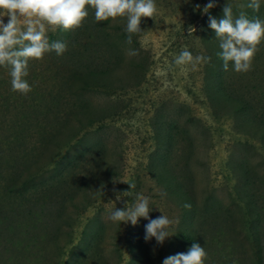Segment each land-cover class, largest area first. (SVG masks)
I'll return each instance as SVG.
<instances>
[{
	"label": "rangeland",
	"instance_id": "374dc122",
	"mask_svg": "<svg viewBox=\"0 0 264 264\" xmlns=\"http://www.w3.org/2000/svg\"><path fill=\"white\" fill-rule=\"evenodd\" d=\"M208 2L155 0L157 11L142 18L131 44L126 17L97 22L91 7L72 29L82 32L77 46L67 30L47 26L49 42H64L67 50L29 59L25 79L32 91L26 95L12 91L10 67L0 66V264H162L191 247L182 233L205 249L204 264H264V138L239 127L241 117L209 97L219 83L264 125V40L250 71L236 72L232 62L224 70L219 40L208 27L209 15L221 19L226 3L234 19L243 11L264 20V0L258 11L246 7L250 0H216L204 13ZM101 22L97 33L93 26ZM185 48L210 62L175 65ZM53 56L105 73L99 86L79 92L95 114L83 120L96 123L14 197L8 193L14 176L40 156L33 152L39 130L51 131L76 100ZM130 190L116 199L115 192ZM137 195L149 198L150 219L163 214L172 221L162 245L144 240V218L135 226L109 219Z\"/></svg>",
	"mask_w": 264,
	"mask_h": 264
},
{
	"label": "clouds",
	"instance_id": "9594fccd",
	"mask_svg": "<svg viewBox=\"0 0 264 264\" xmlns=\"http://www.w3.org/2000/svg\"><path fill=\"white\" fill-rule=\"evenodd\" d=\"M87 7L94 9L97 22L126 17L128 44L132 42V34L141 32L142 18H151L157 11L155 0H0V66L10 67L12 91L24 95L32 91L25 79L29 74V59H42L45 53L53 50L57 55H62L67 50L64 42H49L47 26H52L53 30L56 27L63 30L80 27L88 16ZM214 7L216 0H209L202 11L208 13ZM246 7L258 11L260 0H250ZM222 11L223 17L219 20L211 15L208 17V27L214 30L219 40L220 51L217 56L223 61L224 70H227L229 62H232L234 71H250L257 46L264 40V20L249 19L243 11L234 19L232 5L228 3ZM128 55L135 56L138 52L129 49ZM210 60L211 57L204 55L193 56L185 48L175 57L174 63L196 66ZM128 185L130 189L135 187L131 183ZM115 195L116 199L120 200L122 196H131L132 191L115 192ZM185 207L190 205L185 204ZM150 211L152 210L149 208V198L137 195L135 203H126L123 208H115L109 219L119 224L130 222L135 226L139 218H144L148 220L144 240L147 242L154 238L158 245H162L170 236L168 229L172 221L163 214L150 219ZM206 257L205 249L200 244L193 243L186 252L164 258L162 264H204Z\"/></svg>",
	"mask_w": 264,
	"mask_h": 264
},
{
	"label": "trees",
	"instance_id": "16d2710c",
	"mask_svg": "<svg viewBox=\"0 0 264 264\" xmlns=\"http://www.w3.org/2000/svg\"><path fill=\"white\" fill-rule=\"evenodd\" d=\"M104 26V22L96 23L93 26V29L96 30V32L102 31V28ZM68 35L70 38H73L74 44L78 45V32L79 35H82V32L78 30H67ZM85 49L86 47L83 46ZM52 61H54V65L57 66L58 69L63 68L67 73V85L70 84L71 88L74 90L72 91V94L76 98L75 102L71 105L72 109H70L68 112H65L64 116H60L56 118V125L52 128L51 131L45 129V127L41 128L39 131L40 133L38 141H35L33 146V152H39L40 156L33 162L28 163V165H25L18 174H16L13 179V182H11L8 193L12 196L16 197L22 194L23 190L28 189L29 180L31 179V176L36 174L40 171L43 167L49 165L54 156L55 153L58 152L61 148L69 146V144L78 137V135L84 131V129L93 124H95L93 119L88 120L85 122L83 120V115L86 114L88 116H95L94 111L90 106L85 102L83 99L79 97V92L86 90L88 87H97L99 86L102 77L104 76L103 71H93V70H86L81 71L79 69H76L64 62H59L56 60L53 56ZM212 78L216 79V77H220V73H212ZM66 81V80H65ZM220 82V80H219ZM213 96V97H211ZM209 97L211 100H218L219 103L221 101V104L224 108H230L232 112V116H238L241 117L239 119V127L241 125H245V127L248 129V131H252L254 135L256 136L259 134V137L262 139L264 138V125L257 123L253 120V118L249 115V107L248 105L237 98H233L231 95H226L222 90V85L218 83L217 86H215L211 91H209ZM215 97V98H214ZM208 98V97H207ZM54 101H58L57 104L61 103V97H57ZM50 112V110L48 111ZM93 122V123H92ZM64 131L71 133L70 135L64 136ZM20 137L13 136L11 140H18ZM3 142V140H2ZM6 143V141L4 142ZM51 152L52 155L50 158L46 159V161L43 160L44 154ZM39 153H35L37 156ZM12 160V165L16 167L17 160L13 157L8 158V161ZM14 170V169H13ZM244 175V174H243ZM22 201V200H18ZM180 239L183 240L186 243L193 244L194 241L191 238V236L187 234H180ZM260 251V250H259ZM260 261V260H259Z\"/></svg>",
	"mask_w": 264,
	"mask_h": 264
}]
</instances>
